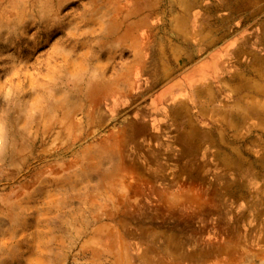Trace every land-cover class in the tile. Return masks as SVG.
Here are the masks:
<instances>
[{
	"label": "rangeland",
	"instance_id": "374dc122",
	"mask_svg": "<svg viewBox=\"0 0 264 264\" xmlns=\"http://www.w3.org/2000/svg\"><path fill=\"white\" fill-rule=\"evenodd\" d=\"M82 3L0 0V264H183L188 251L167 248L176 236L232 250L206 263L202 245H186L199 256L186 264H264V214L225 223L121 196L151 189L113 179L112 145L135 147L121 133L133 108L117 102V70Z\"/></svg>",
	"mask_w": 264,
	"mask_h": 264
},
{
	"label": "crops",
	"instance_id": "0c3cea01",
	"mask_svg": "<svg viewBox=\"0 0 264 264\" xmlns=\"http://www.w3.org/2000/svg\"><path fill=\"white\" fill-rule=\"evenodd\" d=\"M82 4L93 15L107 56L104 62L117 70L110 83L119 93L117 102L133 108L127 114L134 121L121 132L135 147L127 150L120 144L116 154L112 145L113 179L127 177L151 189L121 196H154L166 209L174 206L198 218L212 213L231 223L237 213L240 222H260L264 0H83ZM115 135L113 131L112 139ZM161 182L168 184L159 190Z\"/></svg>",
	"mask_w": 264,
	"mask_h": 264
},
{
	"label": "bare ground",
	"instance_id": "6f19581e",
	"mask_svg": "<svg viewBox=\"0 0 264 264\" xmlns=\"http://www.w3.org/2000/svg\"><path fill=\"white\" fill-rule=\"evenodd\" d=\"M233 1V0H232ZM205 2V1H204ZM245 2V1H244ZM45 3V2H44ZM200 3V2H199ZM242 3V2H241ZM248 3V2H247ZM39 4H40V2H39ZM213 4V3H212ZM222 4V3H221ZM189 5V4H188ZM242 5V4H241ZM204 6V5H203ZM243 6V5H242ZM190 7V6H189ZM225 7V6H224ZM231 7V6H230ZM248 7V6H247ZM34 8H36V7H34ZM240 8V7H239ZM9 10V9H8ZM188 10V9H187ZM200 10V9H199ZM249 10V9H248ZM247 10V11H248ZM262 10H263V8H262ZM10 11V10H9ZM171 11V10H170ZM206 11V10H205ZM256 11V10H255ZM4 12V11H3ZM41 12V11H40ZM229 12V11H228ZM231 12V11H230ZM238 12V11H237ZM237 12H236V14H237ZM258 12V11H257ZM15 13H16V11H15ZM19 13V12H18ZM209 13H210V10H209ZM219 13H221V12H219ZM234 13V12H233ZM169 14V13H168ZM208 14V13H207ZM211 14H213V13H211ZM2 15V14H1ZM193 16V15H192ZM216 16V15H215ZM9 17V16H8ZM194 17V16H193ZM196 17V16H195ZM197 18V17H196ZM223 18V17H222ZM220 20V19H219ZM223 20V19H222ZM187 23V22H186ZM219 23V22H218ZM262 24V23H261ZM209 27V26H208ZM199 28V27H198ZM220 28V27H219ZM218 29V28H217ZM205 31V30H204ZM197 32V31H196ZM214 32V31H213ZM203 33V32H202ZM212 33V32H211ZM218 35V34H217ZM216 35V36H217ZM255 35H256V33H255ZM261 36V35H260ZM249 37V36H248ZM264 41V40H263ZM186 42V41H185ZM210 43H211V41H209ZM261 42V41H260ZM103 45V44H102ZM261 45V44H260ZM263 45V44H262ZM248 46V45H247ZM100 47V46H99ZM192 47V46H191ZM227 47H230V46H227ZM236 47V46H235ZM187 48V47H186ZM189 48V47H188ZM256 48V47H255ZM229 49V48H228ZM233 49V48H232ZM231 49V50H232ZM228 51V50H227ZM263 53V52H262ZM191 54V53H190ZM238 55V54H237ZM242 55H244V54H242ZM192 56V55H191ZM252 56V55H251ZM191 58V57H190ZM241 59V58H240ZM187 60V59H186ZM219 60V59H218ZM242 60V59H241ZM241 60H239V61H241ZM96 61V60H95ZM225 62V61H224ZM238 62V61H237ZM226 63H228V62H226ZM231 63V62H230ZM263 63V62H262ZM221 65V64H220ZM235 65V64H234ZM237 67H238V65H237ZM257 67V66H256ZM249 68V67H248ZM260 68V67H259ZM230 69V68H229ZM245 69V68H244ZM254 69V68H253ZM219 70V69H218ZM244 71H247V70H244ZM252 71V70H251ZM229 72V71H228ZM77 73V72H76ZM231 73V72H230ZM246 73V72H245ZM251 73V72H250ZM261 74V73H260ZM85 75V74H84ZM239 75H240V73H239ZM251 75V74H250ZM254 75V74H253ZM232 76H233V74H232ZM242 76V75H241ZM89 77V76H88ZM197 76H195L194 78H196ZM221 77V76H220ZM224 77V76H223ZM243 77V76H242ZM256 77V76H255ZM217 78V77H216ZM229 78V77H228ZM236 78V77H235ZM248 78V77H247ZM237 79V78H236ZM244 79V78H243ZM246 79V78H245ZM255 79V78H254ZM102 80V79H101ZM110 80V79H109ZM218 80V79H217ZM233 80V79H232ZM238 80V79H237ZM256 80H257V78H256ZM104 81V80H103ZM119 81V80H118ZM75 82H76V80H75ZM153 83V82H152ZM257 83V82H256ZM256 83H255V85H256ZM83 84V83H82ZM219 84V83H218ZM244 84H246V83H244ZM250 84V83H249ZM258 84H260V83H258ZM79 85H80V83H79ZM109 85V84H108ZM189 85V84H188ZM234 85V84H233ZM236 85V84H235ZM240 85V84H239ZM262 85V84H261ZM121 86V85H120ZM186 86V85H185ZM248 86V85H247ZM252 86V85H251ZM82 87V86H81ZM254 87V86H253ZM260 87V86H259ZM258 86H257V88H259ZM83 88V87H82ZM122 88V87H121ZM127 88V87H126ZM252 88V87H251ZM81 89V88H80ZM115 89V88H114ZM207 89H211V88H207ZM243 89H245V88H243ZM129 90V89H128ZM127 90V91H128ZM208 90V91H209ZM241 90V89H240ZM254 90H256V88H254ZM253 90V91H254ZM60 91V90H59ZM114 91V90H113ZM185 91V90H184ZM211 92H212V90H210ZM251 91V90H250ZM57 92V91H56ZM61 92V91H60ZM83 92V91H82ZM231 92H232V90H231ZM234 92V91H233ZM232 92V93H233ZM102 93V92H101ZM117 93V92H116ZM124 93V92H123ZM65 94V93H64ZM78 94V93H77ZM125 94V93H124ZM226 94V93H225ZM249 94V93H248ZM232 95V94H231ZM59 97V96H58ZM61 97V96H60ZM73 97H75V96H73ZM78 97V96H77ZM181 97V96H180ZM214 97V96H213ZM238 97V96H237ZM262 97V96H261ZM63 98V97H62ZM174 99V98H173ZM200 99V98H199ZM262 99V98H261ZM264 99V98H263ZM74 100H75V98H74ZM77 100V99H76ZM79 100H81V99H79ZM211 100H213V99H211ZM243 100V99H242ZM82 101V100H81ZM173 100H171V102H172ZM232 101V100H231ZM56 102V101H55ZM170 102V103H171ZM195 102V101H194ZM206 102V101H205ZM223 102H225V101H223ZM236 102V101H235ZM242 102V101H241ZM255 102V101H254ZM102 103V102H101ZM183 103V102H182ZM213 103V102H212ZM226 103V102H225ZM83 104H84V102H83ZM211 104V103H210ZM216 104V103H215ZM54 105V104H53ZM57 105V104H56ZM55 105V106H56ZM205 105H206V103H205ZM59 106V105H58ZM147 106V105H146ZM179 106V105H178ZM261 106V105H260ZM183 107V106H182ZM197 107V106H196ZM211 107V106H210ZM233 107H234V105H233ZM16 108V107H15ZM57 108V107H56ZM235 108H237V107H235ZM53 109V108H52ZM151 109V108H150ZM188 109V108H187ZM231 109V108H230ZM238 109V108H237ZM259 109V108H258ZM47 110V109H46ZM57 110V109H56ZM62 110V109H61ZM156 110V109H155ZM234 110V109H233ZM262 110V109H261ZM50 111V110H49ZM237 111V110H236ZM245 111V110H244ZM51 112V111H50ZM168 112V111H167ZM177 112V111H176ZM185 112V111H184ZM209 112V111H208ZM143 113V112H142ZM223 113V112H222ZM229 113V112H228ZM238 113V112H237ZM262 113V112H261ZM171 114V113H170ZM206 114H208V113H206ZM216 114V113H215ZM219 114H220V111H219ZM243 114H245V113H243ZM258 114V113H257ZM88 115V114H87ZM145 115H147V114H145ZM158 115V114H157ZM164 115V114H163ZM179 115V114H178ZM199 115V114H198ZM226 115V114H225ZM237 115V114H236ZM259 115V114H258ZM188 116V115H187ZM201 116V115H200ZM206 116V115H205ZM260 116V115H259ZM173 117V116H172ZM179 117V116H178ZM220 117V116H219ZM263 117V116H262ZM147 118V117H146ZM145 118V119H146ZM211 118V117H210ZM204 119V118H203ZM238 119V118H237ZM151 120H152V118H151ZM192 120V119H191ZM263 120V119H262ZM134 121V120H133ZM132 121V122H133ZM139 121V120H138ZM144 121V120H143ZM197 121V120H196ZM238 121V120H237ZM243 121H244V118H243ZM199 122V121H198ZM70 123V122H69ZM177 123V122H176ZM235 123V122H234ZM233 123V124H234ZM241 123V122H240ZM149 124V123H148ZM180 124V123H179ZM197 124V123H196ZM235 124H237V122L235 123ZM244 124H246V123H244ZM72 125V124H71ZM151 125V124H150ZM173 125V124H172ZM177 125V124H176ZM195 125V124H194ZM243 125V124H242ZM241 125V126H242ZM253 126V125H252ZM63 127V126H62ZM177 127V126H176ZM186 127V126H185ZM197 127V126H196ZM258 127V126H257ZM125 128V127H124ZM234 128H235V126H234ZM242 128V127H241ZM162 129V128H161ZM164 129V128H163ZM169 129V128H168ZM180 129V128H179ZM197 129H198V127H197ZM14 130V129H13ZM141 130V129H140ZM184 130V129H183ZM200 130V129H199ZM132 131V130H131ZM14 132V131H13ZM200 132V131H199ZM239 132V131H238ZM63 133V132H62ZM122 133V132H121ZM145 133H146V129H145ZM165 133V132H164ZM191 133V132H190ZM206 133V132H205ZM244 133V132H243ZM13 134V133H12ZM156 134V133H155ZM133 135V134H132ZM150 135V134H149ZM154 135V134H153ZM183 135V134H182ZM238 135H240V133H238ZM164 136V135H163ZM168 136V135H167ZM166 136V137H167ZM173 136V135H172ZM17 137V136H16ZM179 137V136H178ZM117 138V137H116ZM134 138H135V136H134ZM133 138V139H134ZM138 138V137H137ZM190 138H192V137H190ZM243 138V137H242ZM114 139H115V137H114ZM156 139V138H155ZM193 139V138H192ZM203 139V138H202ZM15 140V139H14ZM19 140V139H18ZM139 140V139H138ZM141 140V139H140ZM165 140V139H164ZM190 140V139H189ZM204 140V139H203ZM222 140V139H221ZM240 140V139H239ZM242 140V139H241ZM204 142V141H203ZM263 142V141H262ZM15 143V142H14ZM154 143V142H153ZM175 143V142H174ZM181 143V142H180ZM200 143V142H199ZM203 144V143H202ZM201 144V145H202ZM220 144V143H219ZM153 145V144H152ZM167 145V144H166ZM176 145V144H175ZM17 146V145H16ZM138 147V146H137ZM167 147V146H166ZM178 147V146H177ZM173 148H174V146H173ZM126 149H127V147H126ZM167 149V148H166ZM188 149V148H187ZM196 149V148H195ZM151 152V151H150ZM187 152V151H186ZM130 154V153H129ZM141 155V154H140ZM189 155V154H188ZM203 156V155H202ZM220 156V155H219ZM133 157H134V155H133ZM210 157V156H209ZM205 158H206V156H205ZM214 158V157H213ZM216 158V157H215ZM170 159V158H169ZM189 159V158H188ZM152 161V160H151ZM206 161V160H205ZM173 162V161H172ZM216 162V161H215ZM245 162V161H244ZM128 163V162H127ZM179 163H180V161H179ZM5 164V163H4ZM207 164V163H206ZM126 165V164H125ZM181 166V165H180ZM187 166V165H186ZM206 166V165H205ZM210 166V165H209ZM246 166H247V164H246ZM253 166V165H252ZM4 167V166H3ZM151 167V166H150ZM156 167V166H155ZM228 167V166H227ZM261 167V166H260ZM259 167V168H260ZM61 168V167H60ZM159 168V167H158ZM192 168H194V167H192ZM219 168V167H218ZM217 168V169H218ZM256 168V167H255ZM211 169V168H210ZM252 169V168H251ZM159 170V169H158ZM184 170H186V169H184ZM237 170V169H236ZM247 170V169H246ZM231 171V170H230ZM242 171H244V170H242ZM167 172H168V170H167ZM179 172V171H178ZM188 172H190V171H188ZM231 172H233V171H231ZM246 172H248V171H246ZM245 172V173H246ZM260 172V171H259ZM154 173V172H153ZM249 173V172H248ZM10 174V173H9ZM194 174V173H193ZM200 174V173H199ZM243 174V173H242ZM251 174V173H250ZM14 175V174H13ZM147 175V174H146ZM156 175V174H155ZM161 175V174H160ZM163 175H166V174H163ZM189 175V174H188ZM245 175V174H244ZM253 175V174H252ZM1 176V175H0ZM241 176V175H240ZM147 178H148V176H146ZM2 178V177H1ZM203 178V177H202ZM233 178V177H232ZM231 178V179H232ZM163 179V178H162ZM249 179H250V177H249ZM58 180V179H57ZM60 180V179H59ZM154 180V179H153ZM222 180V179H221ZM247 180V179H246ZM259 180H261V179H259ZM145 181V180H144ZM163 181V180H162ZM165 181V180H164ZM166 181H167V179H166ZM195 181V180H194ZM199 181V180H198ZM251 181V180H250ZM253 181V180H252ZM59 182V181H58ZM147 182V181H146ZM190 182V181H189ZM213 182V181H212ZM162 183V182H161ZM200 183V182H199ZM155 184V183H154ZM175 184V183H174ZM173 184V185H174ZM189 184V183H188ZM202 184V183H201ZM226 184V183H225ZM163 185V184H162ZM190 185H192V184H190ZM210 185V184H209ZM213 185V184H212ZM242 185V184H241ZM164 186V185H163ZM211 186V185H210ZM230 186V185H229ZM212 187V186H211ZM251 187V186H250ZM180 188V187H179ZM225 188V187H224ZM246 188H247V186H246ZM218 189V188H217ZM232 189V188H231ZM211 190V189H210ZM233 190H235V189H233ZM251 190H253V189H251ZM242 191V190H241ZM245 191V190H244ZM255 191V190H254ZM29 192V191H28ZM227 193V192H226ZM244 193V192H243ZM243 193H241L242 195H243ZM254 193V192H253ZM258 193V192H257ZM35 194V193H34ZM37 194V193H36ZM232 194V193H231ZM237 194V193H236ZM235 194V195H236ZM246 194V193H245ZM1 195V194H0ZM30 195V194H29ZM29 195H28V197H29ZM32 195V194H31ZM213 196V195H212ZM17 197V196H16ZM211 197V196H210ZM237 197H238V195H237ZM233 198V197H232ZM242 198V197H241ZM246 198V197H245ZM238 199V198H237ZM236 199V200H237ZM244 199V198H243ZM257 199H259V198H257ZM215 200V199H214ZM261 200V199H260ZM259 200V201H260ZM221 201H223V200H221ZM251 202V201H250ZM194 203V202H193ZM192 203V204H193ZM240 203V202H239ZM264 203V202H263ZM213 204V203H212ZM6 205V204H5ZM224 205V204H223ZM247 205V204H246ZM198 206V205H197ZM241 206H243L242 204H241ZM250 206V205H249ZM263 206V205H262ZM264 207V206H263ZM262 208V207H261ZM213 209V208H212ZM227 209V208H226ZM215 210V209H214ZM241 210V209H240ZM12 211V210H11ZM250 212V211H249ZM247 213V212H246ZM253 213V212H252ZM255 213V212H254ZM124 214H127V213H124ZM218 214H219V212H218ZM237 214V213H236ZM248 214V213H247ZM263 213H261V215H262ZM165 215V214H164ZM237 216V215H236ZM228 217V216H227ZM258 217V216H257ZM251 218V217H250ZM229 219V218H228ZM239 219V218H238ZM11 220V219H10ZM261 220V219H260ZM6 221V220H5ZM12 221V220H11ZM248 221V220H247ZM251 221V220H250ZM125 223V221L124 222H122V224H123V227H124V224ZM230 223V222H229ZM253 223V222H252ZM4 226V225H3ZM242 226V225H241ZM263 226H264V224H263ZM257 227V226H256ZM238 228V227H237ZM244 228V227H243ZM221 229V228H220ZM236 229V228H235ZM240 229H242V228H240ZM250 229V228H249ZM222 230V229H221ZM220 230V231H221ZM243 230V229H242ZM233 232V231H232ZM241 232V231H240ZM219 233V232H218ZM252 233V232H251ZM212 234V233H211ZM223 234V233H222ZM240 234V233H239ZM214 235V234H213ZM212 236V235H211ZM247 236H248V234H247ZM222 237V236H221ZM216 238V237H215ZM238 238V237H237ZM263 238V237H262ZM231 239V238H230ZM253 239V238H252ZM166 240L168 241V244H167V248H170V247H173V248H175L176 249V251H177V257H179V256H181L182 255V253H185L186 251H188V253L187 254H189L188 256L186 255V257L184 258V259H181V260H183L184 262H183V264H186V263H190V262H193V261H199V256H201V257H205V259H204V261L207 263V260H211L212 259V257L216 254V252L217 253H224V252H231L232 250H227V249H225V248H218V249H216V250H218V251H216V250H208L209 248H210V246L209 245H202V247H201V245L199 244H197V242H195V240L192 242V241H189V240H192L191 238L190 239H186V238H184L183 236H176V237H170V238H166ZM226 240V239H225ZM250 240V239H249ZM223 241V240H222ZM247 241H248V239H247ZM260 241H261V239H260ZM218 243V242H217ZM251 244V243H250ZM186 245H188V246H190V247H199V249H200V247H201V252L197 255V253H191V252H189L190 250H185V246ZM213 246V245H212ZM214 247V246H213ZM246 247V246H245ZM206 248H208V249H206ZM216 248V247H215ZM227 248V247H226ZM188 249V248H187ZM225 255V254H224ZM216 256V255H215ZM223 257V256H222Z\"/></svg>",
	"mask_w": 264,
	"mask_h": 264
}]
</instances>
